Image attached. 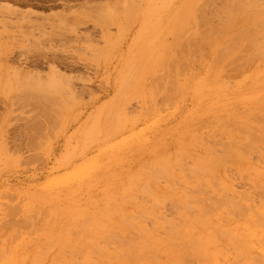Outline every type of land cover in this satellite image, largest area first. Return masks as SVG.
Here are the masks:
<instances>
[{
  "label": "rangeland",
  "instance_id": "obj_1",
  "mask_svg": "<svg viewBox=\"0 0 264 264\" xmlns=\"http://www.w3.org/2000/svg\"><path fill=\"white\" fill-rule=\"evenodd\" d=\"M55 1L0 0V264L264 262V0Z\"/></svg>",
  "mask_w": 264,
  "mask_h": 264
},
{
  "label": "bare ground",
  "instance_id": "obj_2",
  "mask_svg": "<svg viewBox=\"0 0 264 264\" xmlns=\"http://www.w3.org/2000/svg\"><path fill=\"white\" fill-rule=\"evenodd\" d=\"M3 8H4V7H3ZM257 8H258V7H257ZM6 9H8V8L6 7ZM16 10H17V9H16ZM256 10H257V9H256ZM259 10H260V9H259ZM259 10H258V11H259ZM28 13H29V11H28ZM30 13H32V12H30ZM255 13H256V12H255ZM23 14H24V13H23ZM253 14H254V12H253ZM28 15H29V14H28ZM28 15H25V16H28ZM30 15H31V14H30ZM250 15H252V14H250ZM57 16H58V15H57ZM241 16H242V15H241ZM59 17H60V16H59ZM27 19H28V18H27ZM29 19H30V18H29ZM42 20H43V19H42ZM45 20H46V19H45ZM238 21H239V20H238ZM261 21H262V20H261ZM15 23L17 24V21H15ZM38 23H39V22H38ZM20 24H21V23H20ZM12 25H13V24H12ZM14 25H15V24H14ZM17 25H18V24H17ZM36 25H37V24H36ZM259 25H261L260 22H259ZM263 25H264V24H263ZM15 26H16V25H15ZM261 26H262V25H261ZM18 27H19V26H18ZM20 27H21V25H20ZM36 27H37V26H36ZM257 28H259V26H258ZM245 30H246V29H245ZM258 30H260V29H258ZM243 34H244V33H243ZM245 34H248V33H245ZM262 34H263V32H262ZM248 35H249V34H248ZM248 35H247V36H248ZM247 36H245V37H247ZM238 37H239V36H238ZM256 37H257V36H256ZM209 38H210V36H209ZM239 38H240V37H239ZM259 38H260V36H259ZM262 38H263V37H262ZM231 39H233V38H231ZM234 39H235V38H234ZM237 40H238V39H237ZM237 40H236V41H237ZM239 40H240V39H239ZM256 40H257V38H256ZM259 40H260V39H259ZM231 41H232V40H231ZM251 41H252V40H250V42H251ZM253 41H255L254 38H253ZM253 41H252V42H253ZM257 41H258V40H257ZM225 42H227V41H225ZM225 42H224V43H225ZM238 42H239V41H238ZM250 42H249V43H250ZM255 42H256V41H255ZM255 42H254V43H255ZM230 43H231V42H230ZM236 43H237V42H236ZM254 43H253V44L251 43L252 47L254 46ZM256 43L258 44V42H256ZM256 43H255V44H256ZM234 45H235V44H234ZM237 45H238V44H237ZM251 45H250V46H251ZM245 46H246V45H245ZM235 47H236V46H235ZM227 48H228V47H227ZM234 49H235V48H234ZM251 49H252V48H251ZM231 50H232V49L230 48V51H231ZM245 50H246V49H245ZM222 51H223V50H222ZM206 52H207V51H206ZM223 52H224V51H223ZM223 52H221V53H223ZM257 52H258V51H257ZM260 52H261V51H260ZM229 53H230V52H229ZM245 53L247 54V52H245ZM263 53H264V52H263ZM217 54H218V52H217ZM226 54H227V53H226ZM242 54H243V52H242ZM261 54H262V52H261ZM220 55H221V54H219V56H220ZM223 55H225V54H223ZM238 55H239V54H238ZM216 56H217V55H216ZM256 56H257V55H256ZM258 56L261 57L260 53L258 54ZM238 57H239V56H238ZM244 57H245V56H244ZM253 57H255V56H253ZM219 58H220V57H219ZM221 58H223V57L221 56ZM248 58H249V57H248ZM251 58H252V57H251ZM238 59H239V58H238ZM240 59H241V58H240ZM215 60H216V61H217V60L219 61V59H216V58H215ZM220 60H221V59H220ZM246 60H247V59H246ZM251 60H252V59H251ZM252 61H253V60H252ZM220 62H221V61H220ZM247 62H248V61H247ZM213 64H214V63H213ZM234 66H235V65H234ZM240 66H241V65H240ZM236 68H237V67H234V69H236ZM240 68H241V67H240ZM259 68H260V67H259ZM238 70H239V69H238ZM240 70H242V69H240ZM237 72H238V71H237ZM20 73H22V72H20ZM30 73H31V72H30ZM225 73H226V72H225ZM208 74H209V73H208ZM223 75H224V74H223ZM225 75H226V74H225ZM33 77H35V76H33ZM39 77L41 78V76H39ZM222 77H224V76H222ZM222 77H221V78H222ZM35 78H38V77H35ZM40 80H41V79H40ZM218 81H219V80H218ZM224 83H225V82H224ZM221 84H222V83H221ZM230 91H231V90H230ZM215 99H216V98H215ZM249 100H250V99H249ZM216 103H217V102H216ZM218 103H219V102H218ZM225 110H226V109H225ZM237 111H238V110H237ZM231 115H232V114H231ZM252 117H253V116H252ZM254 117H255V116H254ZM250 119H251V118H250ZM255 120H256V119H255ZM227 124L229 125L230 123L228 122ZM231 125L233 126V124H230V126H231ZM221 126H222V124H221ZM221 126H219V127H221ZM248 126H249V125H248ZM249 127H250V126H249ZM209 128H210V127H209ZM232 128L235 129V127H232ZM239 128H240V127H239ZM239 128L237 127L236 129H239ZM250 128L252 129V127H250ZM236 129H235V130H236ZM230 130H231V129H230ZM252 130H253V129H252ZM216 131H217V130H216ZM236 131H237V130H236ZM238 131H239V130H238ZM243 131L245 132V130H243ZM254 131H255V130H254ZM214 132H215V131H214ZM239 132H240V131H239ZM217 133H218V132H217ZM200 134H201V133H200ZM213 134H214V133H213ZM215 134H216V133H215ZM239 134H241V133H239ZM242 134H243V133H242ZM252 136H253V135H252ZM200 137H201V136H200ZM209 138H211V137H209ZM217 139H218V138H217ZM253 139H254V138H253ZM263 140H264V139H263ZM232 141H233V140H232ZM232 141H231V142H232ZM249 141H250V140H249ZM213 142H214V141H213ZM219 142H220V141H219ZM233 142H236V141H233ZM247 142H248V141H247ZM252 142H253V141H252ZM248 143H249V142H248ZM250 143H251V142H250ZM203 144H204V143H203ZM214 144H217V142H216V143H213V145H214ZM221 144H222V143H221ZM223 144H224V143H223ZM223 144H222V145H223ZM225 144H226V143H225ZM231 144H232V143H231ZM244 144H245V143H244ZM242 145H243V144H242ZM247 145H248V144H247ZM258 145H259V144H258ZM258 145H257V146H258ZM226 146H227V145H226ZM226 146H225V147H226ZM254 146H255V145H254ZM222 147H223V146H222ZM237 147H239V146H237ZM249 147H250V146H249ZM251 147H252V145H251ZM251 147H250V148H251ZM211 148H212V147H211ZM231 148H233V147H231ZM239 148H240V147H239ZM239 148H238V149H239ZM253 148H254V147H253ZM229 149H230V148H229ZM229 149H228V150H229ZM233 149H236V147L233 148ZM212 150H213V148H212ZM224 150H225V148H224ZM231 150H232V149H231ZM231 150H230V151H231ZM245 150H246V148H245ZM248 150H250V149H248ZM248 150H247V151H248ZM251 150H252V149H251ZM222 151H223V150H222ZM226 151H227V150H226ZM232 151H233V150H232ZM228 152H229V151H228ZM242 152H245V151H242ZM251 152H252V151H251ZM216 153H217V152H216ZM223 153H224V152H223ZM230 153H232V152H230ZM248 153H250V152H248ZM181 154H182V153H181ZM226 154H227V153H226ZM261 154H262V153H261ZM213 155H214V154H213ZM228 155H230V154H228ZM232 155H233V154H232ZM241 155H242V154H241ZM182 156H183V155H182ZM217 156H218V154H217ZM226 156H227V155H226ZM242 156H245V154L242 155ZM247 156H248V154H247ZM223 157H224V156H223ZM181 158H182V157H181ZM225 158H226V157H225ZM240 158H242V157H240ZM245 158H246V156H245ZM247 158H249V157H247ZM179 160H180V159H179ZM179 160H178L177 162H179ZM222 162H223V161H221V163H222ZM247 162H249V160H247ZM247 162H246V163H247ZM221 163H220V164H221ZM161 164H162V163H161ZM164 164H165V163H164ZM175 164L178 165L177 163H175ZM175 164H174V166H175ZM224 164H225V163H224ZM165 165H166V164H165ZM208 165H209V164H208ZM211 165H212V164H211ZM217 165H218V164H217ZM198 166H200V165H198ZM201 166H202V165H201ZM213 166H214V165H213ZM224 166H225V165H224ZM227 166H228V165H227ZM241 166H242V165H241ZM179 167H180V166H179ZM202 167H203V166H202ZM167 168H169V167H167ZM162 169H163V168H162ZM169 169H170V168H169ZM187 169L190 170V168H187ZM191 169H192V168H191ZM195 169H196V168H195ZM197 169H198V168H197ZM197 169H196V170H197ZM183 170H184V171H187V170H186V167H184ZM192 170H193V169H192ZM214 170H215V169H214ZM241 170H242V169H241ZM161 171H163V170H161ZM181 171H182V169H181ZM197 171H199V170H197ZM197 171H196V173H197ZM239 171H240V170H239ZM164 172H165V171H164ZM193 172H194V174H195V171H194V170H193ZM199 172H200V171H199ZM211 172H212V171H210V172L208 171V173H209L210 175H211ZM167 173H168V172H167ZM167 173H164V174L167 175ZM183 173H184V172H183ZM212 173H213V172H212ZM215 173H216V172H215ZM215 173H214V174H215ZM237 173H238V172H237ZM189 174H190V173H189ZM216 174H217V173H216ZM184 175H185V174H184ZM187 175H188V174H187ZM195 175H196V174H195ZM160 176H161V175H160ZM188 176H189V175H188ZM191 176H192V174H191ZM196 176H197V175H196ZM198 176H199V174H198ZM201 176H202V175H201ZM212 176H213V174H212ZM214 176H215V175H214ZM161 177H164L163 173H162V176H161ZM161 177H160V178H161ZM166 177H167V176H166ZM166 177H165V178H166ZM185 177H186V176H185ZM209 177H210V176H209ZM175 178H176V177H175ZM189 178H190V177H189ZM191 178H192V177H191ZM161 179H163V178H161ZM179 179H180V178H179ZM199 179H200V177H199ZM209 179H210V178H209ZM166 180H167V179H166ZM169 180H170V178H169ZM190 180H191V179H190ZM190 180H189V181H190ZM200 180H201V179H200ZM156 181H157V180H156ZM171 181H172V180H170V182H171ZM181 181H182V180H181ZM202 181H204V180H202ZM202 181H200V182H202ZM170 182H167V183L170 185ZM191 182L193 183L194 181H191ZM202 183H203V182H202ZM202 183H201V184H202ZM204 183H205V182H204ZM204 183H203V185H204ZM216 183H217V182H216ZM171 184H172V183H171ZM179 184H182V183H179ZM198 185H199V184H198ZM198 185H197V186H198ZM205 185H206V183H205ZM211 185H212V184H211ZM217 185H218V184H217ZM146 186H147V185H146ZM171 186H172V188H173V185H170V189H171ZM177 186H178V184H177ZM197 186H196V187H197ZM212 186H213V185H212ZM230 186H231V185H230ZM147 187H149V186H147ZM184 187L186 188L185 185H184ZM199 187H200V185H199ZM250 187H251V186H250ZM200 188H201V187H200ZM145 189H146V187H145ZM170 189H169V191H171ZM178 189H179V188H178ZM180 189H184V188H180ZM148 190H151V188H150V189L148 188ZM194 190H195V189H194ZM194 190H192V192H193ZM202 190L204 191L203 188L201 189V191L199 190V191H200V192H199L200 195L203 194V193H201ZM205 190H206V189H205ZM207 190H208V189H207ZM143 191H144V189H143ZM178 191H180V190H178ZM189 191H190V190H189ZM189 191H188V192H189ZM208 191H209V190H208ZM208 191H207V192L205 191V192L208 193ZM229 191H230V190H229ZM145 192H146V191H144L143 193H145ZM151 192H152V190H151ZM151 192H150V191H149V192L147 191L148 194L150 193V194L152 195ZM172 192H173V189H172ZM174 192H176L175 189H174ZM197 193H198V192H197ZM197 193H196V195H198ZM240 193H242V192H240ZM67 194H68V193H67ZM190 194H191V192H190ZM193 194H194V193H193ZM204 194H205V193H204ZM224 194H225V193H222V194H221V197H222V198L225 196ZM243 194H245V193H243ZM246 194H247V192H246ZM151 195H150V196H151ZM153 195H156V194H153ZM200 195H199V196H200ZM222 195H223V196H222ZM247 195H248V194H247ZM252 195H253V194H252ZM148 196H149V195H148ZM150 196H149V197H150ZM191 196H192V195H191ZM191 196H190V197H191ZM228 196H231V195H228ZM233 196H234V195H233ZM233 196H232V198H231V197H228V198H229V201H231V204H233V203H232L233 201H232L231 199H233L234 202H235V198H233ZM215 197H216V196H215ZM247 197H248V196H247ZM144 198H145V197H144ZM144 198H143V199H144ZM158 198H161V197H158V196H157V199H158ZM164 198H165V196H164ZM187 198H188V197H187ZM194 198H195V197H194ZM199 198H200V197H199ZM222 198H220L219 200H221ZM226 198H227V196H225V198L222 199V200L224 201ZM228 198L226 199L227 201H228ZM243 198H245V197H243ZM145 199H146V198H145ZM148 199H149V198H147V201H148ZM157 199H156V200H157ZM165 199H166V198H165ZM170 199H171V198H170ZM191 199H192V198H191ZM197 199H198V198H196V199H194V200L192 199V200L195 201V200H197ZM200 199H203V198H200ZM141 200H142V199H141ZM141 200H140V201H141ZM192 200H190V202H189L188 200H187V201H188V203L191 204V202L193 203ZM198 200H199V199H198ZM203 200H204V199H203ZM205 200H206V198H205ZM213 200H214V197H213ZM226 200H225V201H226ZM250 200H251V199H250ZM166 201H167V200H166ZM170 201H171V200H170ZM187 201H185V202L187 203ZM199 201H200V200H199ZM214 201H215V200H214ZM225 201H224V202H225ZM227 201H226V202H227ZM229 201H228V202H229ZM248 201H249V200H248ZM144 202H145V201H144ZM144 202H143V200H142V203H144ZM159 202H160V201H159ZM206 202H207V201H206ZM237 202H240V201H237ZM237 202H236V203H237ZM138 203H139V202H138ZM149 203H151V202H149ZM157 203H158V201H156V204H157ZM195 203H196V202H195ZM215 203H216V202H215ZM221 203H223V202H221ZM229 203H230V202H229ZM229 203H228V204H229ZM240 203H241V202H240ZM251 203H252V202H251ZM139 204H141V202H140ZM144 204L146 205V203H144ZM151 204L153 205L154 203H151ZM156 204H155V206H156ZM158 204H159V203H158ZM171 204H172V203H171ZM193 204H194V203H193ZM198 204H199V203H198ZM213 204H214V203H213ZM224 204H225V206H226L227 203H224ZM224 204H223V206H224ZM260 204H261V203H260ZM162 205H163V208H164V204H162ZM195 205H196V204H195ZM218 205L220 206V205H222V204H218ZM233 205H234V204H233ZM236 205H237V204H236ZM240 205H242V204H240ZM240 205H237V206L240 207ZM155 206H153V207H155ZM179 206H181V205H179ZM216 206H217V205H216ZM242 206H243V205H242ZM263 206H264V204H263ZM142 207H143V206H142ZM142 207H140V208H142ZM153 207H152L151 209H154ZM158 207H159V205H158ZM158 207H157L156 209H158ZM160 207H161V205H160ZM160 207H159V208H160ZM172 207H173V206H172ZM189 207H190V205H189ZM189 207H187V205H185L186 210H187V209H188V210H189V209L193 210L192 207H190V208H189ZM193 207H194V206H193ZM217 207H218V206H217ZM227 207H228V206H227ZM238 207H235V209H236V208L238 209ZM243 207H244V206H243ZM243 207H241V208L244 209ZM254 207H255V206H254ZM261 207H262V205H261ZM115 208H116V206H115ZM148 208H149V207H148ZM175 208H178V206L175 207ZM182 208H183V207H182ZM199 208H200V207H199ZM204 208H207V206L204 207ZM219 208H220V207H219ZM245 208L248 209V210L251 209V211H252V208H250V207H249L250 209H249L248 207H245ZM255 208H256V207H255ZM146 209H147V208H146ZM156 209H155V211H156ZM178 209H180V208H178ZM209 209H210V208H209ZM220 209H221V208H220ZM237 209H236V210H237ZM242 209H241V210H242ZM175 210H176V209H175ZM184 210H185V209H184ZM188 210L185 211V212H188ZM201 210H203V209H201ZM211 210H214V209H211ZM215 210H216V208H215ZM232 210H234V209L232 208L231 211H232ZM236 210H234V211H236ZM238 210H240V209H238ZM248 210H247V211H248ZM255 210H256V209H255ZM111 211H112V208H111ZM126 211H129V210H126ZM126 211H125V212H126ZM147 211H148V210H147ZM189 211H190V210H189ZM203 211H204V210H203ZM226 211H227V209H226ZM247 211L244 212V210H243L244 215H243V213H240L239 216L241 215V217H242V216L245 217L246 214H247ZM167 212H168V211H167ZM177 212H178V211H177ZM190 212H191V211H190ZM195 212H197V211H195ZM200 212H201V211H200ZM204 212H205L204 215H206V209H205ZM207 212H208V210H207ZM212 212H213V211H212ZM215 212H216V211H215ZM227 212H228V214H229V210H228ZM252 212H253V211H252ZM254 212H255V211H254ZM256 212H257V214H258V212H260V211H257V210H256ZM41 213H43V212H41ZM123 213H124V212H123ZM151 213H152V212H151ZM153 213H154V212H153ZM163 213H165V212H163ZM193 213H194V210H193ZM237 213H238V212H237ZM125 214H126V213H125ZM142 214H143V213H142ZM157 214H158V213H157ZM157 214H156V215H157ZM190 214H191V213H190ZM46 215H47V214H46ZM128 215H129V214H128ZM139 215H141V212H139ZM143 215H144V214H143ZM153 215H154V214H153ZM192 215H193V214H192ZM197 215H198V214H197ZM204 215H200V217H201V216H204ZM207 215H208V217H207ZM207 215H206V217L209 218L210 215H211V212H210V214H207ZM229 215H230V214H229ZM260 215H261V214H260ZM43 216H44V215H43ZM136 216H137V214H136ZM147 216H148V215H147ZM165 216H166V215H165ZM211 216H212V215H211ZM236 216H237V215H236ZM236 216H235V218H236ZM254 216H255V215H254ZM126 217H127V216H126ZM132 217H133V216H132ZM134 217H135V215H134ZM158 217H161L160 220H163V219H162V216H159V215H158ZM171 217H172V216H171ZM191 217H192V216H191ZM200 217H198V218H200ZM30 218H31V216H30ZM127 218H130V216L127 217ZM137 218H138V216H137ZM143 218L146 219L145 221L149 220V219H147V218L144 217V216H143ZM143 218H142V219H143ZM154 218H156V216H155ZM255 218H256V217H255ZM134 219H136V217H135ZM138 219H139V218H138ZM142 219H140V220H142ZM156 219H159V218H156ZM171 219H172V218H171ZM200 219H203V217H201ZM226 219L228 220V217H227ZM258 219H260V218H258ZM258 219H257V220H258ZM31 220H32V219H31ZM50 220H51V219H50ZM126 220H127V219H126ZM140 220H139L138 222H140ZM174 220H175V219H174ZM174 220H173V223H172V220H170L169 222H170L171 224L174 225ZM193 220L196 221L195 218H193ZM247 220H249V219H247ZM127 221H128V220H127ZM131 221H133V219L130 220L129 222H131ZM145 221H144V222H145ZM180 221H181V220H180ZM204 221H205V220H203V223H206V222H204ZM254 221H256V220H254ZM260 221L264 223V220H263V221L260 220ZM51 222H52V221H51ZM141 222H142V221H141ZM151 222H154V221L151 219ZM163 222H165V221L163 220ZM185 222H186V221H185ZM185 222H184V223L180 222V223L183 225V224H185ZM196 222H197V221H196ZM198 222H200V221H198ZM198 222H197V223H198ZM249 222H251V221L249 220ZM257 222H259V220L256 221L255 223H257ZM132 223H134V222H132ZM165 223H166V222H165ZM165 223H164V225H165ZM176 223H177V222H176ZM212 223H213V222H212ZM214 223H215V222H214ZM151 224H152V223H150V225H151ZM167 224H169V223H167ZM199 224H201V223H199ZM257 224H258V223H257ZM129 225H130V224H129ZM147 225H148V224H147ZM169 225H170V224H169ZM216 225L219 226V225H222V224H221V223L218 224V223L216 222ZM259 225L261 226V224H258V226H259ZM130 226H132V225H130ZM133 226H134V224H133ZM133 226H132V228H134V230H135V226H134V227H133ZM153 226H154V224H153ZM153 226L151 225V227H153ZM165 226H166V225H165ZM180 226H181V225H180ZM136 227H137V226H136ZM138 227H139V226H138ZM138 227H137V228H138ZM149 227H150V226H149ZM151 227H150V229H151ZM159 227H160V226H159ZM168 227H169V226H167L166 228H168ZM200 227H201V226H200ZM212 227H213V226H212ZM261 227H262V226H261ZM263 227H264V226H263ZM263 227H262V228H263ZM163 228H164V227H163ZM171 228H172V227H171ZM202 228H203V227H202ZM213 228H215V227H213ZM130 229H131V228H130ZM168 229H169V228H168ZM168 229H166V231H167ZM174 229H175L174 231H176V229H178V228H177V227H174ZM215 229H217V228H215ZM238 229H239V228H238ZM241 229H242V228H241ZM263 229H264V228H263ZM131 230H133V229H131ZM143 230H145V229H143ZM164 230H165V229H164ZM164 230H163V231H164ZM172 230H173V229H172ZM218 230H219L220 232H222L221 235H224L223 233H225L224 236H227L226 238H228V235H230V234H229L230 232L228 233V231H227V234H228V235L226 234V232H225L226 230H225V229H224V232H223V230L220 229V226H219V229H218ZM232 230H233V229H232ZM239 230H240V229H239ZM136 231H137V230H136ZM151 231H152V230H151ZM154 231H156V229H154ZM174 231H173V232H174ZM182 231H183V230H181V233H182ZM138 232H140V229H139V228H138ZM146 232H148V231H146ZM152 232H153V231H152ZM167 232H168V231H167ZM171 232H172V231H171ZM258 232H260V231H258ZM32 233H33V232H32ZM164 233H166V232L164 231ZM185 233H186V232H185ZM185 233H184V235H185ZM130 234H134V233H133V232H130ZM140 234H142V233L140 232ZM148 234L150 235V233H148ZM148 234H144V235H148ZM169 234H172V233H170V231H169ZM182 234H183V233H182ZM186 234H187V233H186ZM115 235H116V234H115ZM126 235H127V234H126ZM134 235H135V234H134ZM144 235H143V236H144ZM149 235H148V236H149ZM151 235H152V234H151ZM151 235H150V236H151ZM177 235H178V232H177ZM177 235H176V236H177ZM240 235H242V233H241ZM112 236H113V234H112ZM139 236H141V235H139ZM139 236H138V238H141V237H139ZM172 236H174V239H176V237H175V233H174ZM181 236H182V235H179V236H177V237H180V239H181ZM242 236H244V235H242ZM117 237H118V236H117ZM127 237H128V236H127ZM135 237H136V236H133V239H135ZM145 237H147V236H145ZM151 237H152V236H151ZM189 237H190L189 239H191V236H190V235H189ZM233 237H236V236H233ZM122 238H123V237H122ZM129 238H130V237H129ZM136 238H137V237H136ZM152 238H153V237H152ZM223 238H224V237H223ZM229 238L232 239L231 236H230ZM237 238H238V237H237ZM237 238H234V239H237ZM116 239H117V238H116ZM125 239H126V238H125ZM125 239H124V240H125ZM130 239H131V241H133L132 237H131ZM130 239H129L128 241H130ZM148 239H149V238H148ZM172 239H173V238H172ZM177 239H178V238H177ZM177 239H176V240H177ZM182 239H183V238H182ZM239 239H240V238H238V241L236 240L237 242H240V241H241V243H239V244H240L239 246H241V244L243 243L242 246H245V247H246V246H247L246 243L244 244V242L242 241V239H241V240H239ZM126 240H127V239H126ZM144 240H145V239H144ZM192 240H194V239H192ZM196 240H197V239H196ZM137 241H139V240H137ZM149 241H150V240H149ZM231 241H233V240H231ZM256 241H257V240H256ZM262 241H263V240H262ZM262 241H261V242H262ZM145 242H147V241H145ZM153 242H154V241H153ZM185 242H186V241H185ZM196 242H198V240H197ZM199 242H200V241H199ZM233 242L237 244V242H235V241H233ZM130 243H131V242H130ZM136 243H137V242H135L134 244H135V246L137 245V247L131 245V246H132V250L130 249L131 252H130V251H127V250H126V251L129 252V253H133L134 248L137 250V248H138L139 246H138V244H136ZM150 243H151V242H150ZM200 243H201V242H200ZM203 243H206V242H203V241H202V243H201L202 246H205V245H203ZM257 243H258V242H257ZM139 244H140V243H139ZM147 244H148V242H147ZM153 244H154V243H153ZM153 244H151V245L153 246ZM158 244H159V243H158ZM172 244H173L172 246L175 247V243L172 242ZM180 244H181V243H180ZM180 244H179V246H180ZM201 244H200V245H201ZM125 245H126V244H125ZM141 245H142V244H141ZM148 245H149V248L151 247V249H152V246H150V244H148ZM187 245H188V243H187ZM107 246H108V245H107ZM109 246H110V245H109ZM121 246H122V245H121ZM179 246H178V247H179ZM193 246H194V245H193ZM212 246H213V245H212ZM239 246H238V247H239ZM94 247H95V246H94ZM97 247H98V246H97ZM118 247H120V246H118ZM128 247H129V246H128ZM144 247H145V246H144ZM147 247H148V246H147ZM173 247H172V248H173ZM210 247H211V246H210ZM214 247H215V246H214ZM116 248H117V247H116ZM120 248H122V247H120ZM130 248H131V247H130ZM153 248H154V247H153ZM170 248H171V247H170ZM224 248H225V247H224ZM246 248H247V247H246ZM140 249H141V248H140ZM154 249L156 250V248H154ZM201 249H202V247H201ZM205 249H206V248H205ZM94 250L96 251L97 249H94ZM136 250H134L135 254H136ZM146 250H148V248H146ZM152 250H153V249H152ZM155 250H154V252H155ZM168 250H170V249L168 248ZM231 250H232V249L230 248L229 251H231ZM115 251H116V250H115ZM123 251H125V250L123 249ZM126 251H125V252H126ZM243 251H244V250H243ZM245 251H248V250L246 249ZM93 252H94V251H93ZM100 252H101V251H100ZM125 252H123V254H124ZM150 252H151V251H150ZM97 253H99V252H97ZM102 253H103V252H102ZM104 253H105V251H104ZM104 253H103V255H104ZM117 253H118V252H117ZM144 253H145V254H144ZM144 253H143V256L145 255V257H147L148 255H146V254L149 253V251H148V252H144ZM156 253H157V252H156ZM159 253H160V252H159ZM208 253H209V255H210V252H208ZM246 253H247V252H246ZM253 253H255V252H253ZM253 253H252V254H253ZM105 254H106V253H105ZM125 254H126V255H125ZM125 254H124V255H121V254H120V255H121V256H126V257H130V256L132 255V257H133V254H130V256H129L127 253H125ZM149 254H151V253H149ZM190 254H191V253H190ZM256 254H257V253H256ZM76 255H77V254H76ZM81 255H82V254H81ZM103 255L101 254V256H103ZM118 255H119V254H118ZM138 255H139V254H138ZM250 255H251V254H250ZM257 255H259V254H257ZM79 256H80V255H79ZM241 256H248V255H241ZM241 256L239 255L238 257H241ZM103 257H104V256H103ZM112 257H113V256H112ZM139 257H140V256H139ZM157 257H159L158 254H157ZM169 257H170V256H169ZM175 257H176V256H175ZM185 257H187V256H185ZM189 257H190V256H189ZM234 257L236 258L237 256L235 255ZM238 257H237V258H238ZM257 257H259V256H257ZM262 257H264V256L262 255ZM133 258H136V257H133ZM142 258H143V257H140V260H141ZM150 258H151V257H150ZM153 258H154V257H153ZM237 258H236V259H237ZM126 259H128V258H126ZM129 259H130V258H129ZM137 259H138V257H137ZM143 259H144V258H143ZM204 259H206V258H204ZM210 259H211V258H210ZM210 259H207V260H210ZM233 259H234V258H233ZM236 259H235V260H236ZM251 259H252V257H251ZM254 259H255V258H254ZM257 259H258V258H257ZM257 259H255V260L257 261ZM259 259H261V256H260ZM100 260H101V259H100ZM155 260H156V259H155ZM155 260H153V261H155ZM104 261H106V260H104ZM233 261H234V260H233ZM253 261H254V260H253ZM256 261H255V264L258 263V262H259V263H262V264L264 263V262H262V260H261V261H257V262H256ZM263 261H264V260H263ZM101 262L103 263V261H101ZM235 262H236V261H234V263H235ZM61 263H62V262H61ZM68 263H69V262H68ZM163 263H164V262H163ZM46 264H47V262H46Z\"/></svg>",
  "mask_w": 264,
  "mask_h": 264
},
{
  "label": "flooded vegetation",
  "instance_id": "obj_3",
  "mask_svg": "<svg viewBox=\"0 0 264 264\" xmlns=\"http://www.w3.org/2000/svg\"><path fill=\"white\" fill-rule=\"evenodd\" d=\"M77 3V2H75ZM71 1H63V0H57L55 2H52V3H48V4H44L45 6H56V5H63L62 7H64L65 5H69V4H75Z\"/></svg>",
  "mask_w": 264,
  "mask_h": 264
}]
</instances>
